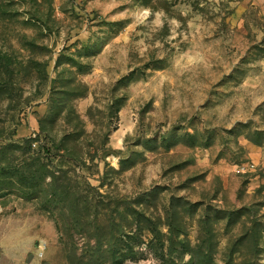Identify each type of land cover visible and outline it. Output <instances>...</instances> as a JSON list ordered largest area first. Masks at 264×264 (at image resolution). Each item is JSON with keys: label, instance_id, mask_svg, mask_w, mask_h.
Returning a JSON list of instances; mask_svg holds the SVG:
<instances>
[{"label": "rangeland", "instance_id": "1", "mask_svg": "<svg viewBox=\"0 0 264 264\" xmlns=\"http://www.w3.org/2000/svg\"><path fill=\"white\" fill-rule=\"evenodd\" d=\"M99 240L264 264V0H0V264Z\"/></svg>", "mask_w": 264, "mask_h": 264}, {"label": "trees", "instance_id": "2", "mask_svg": "<svg viewBox=\"0 0 264 264\" xmlns=\"http://www.w3.org/2000/svg\"><path fill=\"white\" fill-rule=\"evenodd\" d=\"M21 174H22V176H21V178L23 179V180H25V179H29V180H33L34 179V177L35 176H32L31 178H27L26 176H24V173H22V172H20ZM65 194H67V195H69V196H71L70 194H69V192H67V191H64L63 192V195L65 196ZM54 200H56V198H54ZM65 203V202H64ZM68 203V205L69 206H73L74 204L73 203H75V202H72V201H69V202H67ZM77 206H80L78 203H77ZM67 208H68V206H67ZM73 209H75V210H73ZM71 210H73V211H75V212H72V216H73V218H74V220H76V221H79L78 219H84V217L87 219V217L86 216H82V214L79 212V209L78 208H74V207H72V209ZM136 214V217H139V215H140V212L138 213V212H136L135 213ZM140 219H141V217H140ZM96 231H98V234L100 233V230H99V228H96ZM119 235V237H126V236H128L127 234H124L123 232H120V234H118ZM129 239H132V237H129ZM138 237H136V238H133V241H136L137 242V244L134 246V248H136V247H139V242H138ZM120 241L122 242V239L120 238ZM99 243H100V240L98 241V246H96V247H94L93 248V251H92V260L91 261H93L94 260V258H95V261L96 260H98L99 261V263L98 264H105L104 262H102V259H101V257H100V255H99V251H100V249H101V247H99ZM126 245L127 244V242H122V245ZM129 249H133V248H129ZM111 251V250H110ZM123 250H122V246H120V247H117V248H112V252H110V255H109V258H107L112 264H124L127 260H132V259H134L135 258V255H126L125 253H123L122 252ZM132 254H134V252L132 253ZM82 262V261H81ZM80 262V263H81ZM72 264H74L73 262H71Z\"/></svg>", "mask_w": 264, "mask_h": 264}]
</instances>
